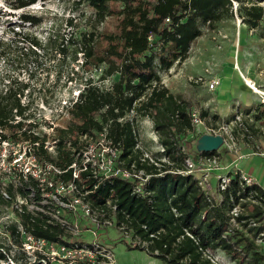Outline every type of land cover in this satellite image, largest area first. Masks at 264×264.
Wrapping results in <instances>:
<instances>
[{
    "label": "trees",
    "instance_id": "obj_1",
    "mask_svg": "<svg viewBox=\"0 0 264 264\" xmlns=\"http://www.w3.org/2000/svg\"><path fill=\"white\" fill-rule=\"evenodd\" d=\"M5 1L17 11L36 5L39 0ZM75 1L92 8L99 25L107 18L120 19L119 33L106 37L107 47L103 51L97 49L94 33L84 36L85 42L76 50L83 54L86 67L101 70V82L114 79L105 87L97 85L91 76L86 78L79 96L67 107L68 129H57L61 138L57 155L51 158L41 149L40 158L68 168L73 158L63 145L70 133L105 132L121 150L126 166L137 162L151 176L144 190L149 195L135 193V184L130 180L115 178L99 184L90 196L94 207L104 208L109 201L117 206V225L126 223L132 234V247L146 250L167 264H213L210 257L217 252L228 255L235 264H264L260 250V244L264 245V188L247 185L240 172L231 173L228 187L210 200L196 175L179 173L189 156L180 144V136L194 132L196 127L191 103L172 94L163 84L160 72H168L176 63L186 61L193 43L203 36L204 27L213 30L222 20L234 18L233 2L242 0ZM237 13L242 14L250 29H256L264 17V7L259 3L242 5ZM20 18L34 27L43 22L41 17L30 13H23ZM29 39L31 46L22 55L34 57L37 62L35 48L44 49V45L36 38ZM52 41L50 35L48 51ZM11 46L14 45L9 44L13 51ZM9 53L11 56L12 52ZM30 88V83L9 80L0 93V145L10 139L19 143L41 138L32 132L39 125L30 122L31 103H22V96ZM132 110L137 112V118H129ZM143 118L153 121L158 144L165 150L156 153L157 158L169 159L159 168L140 164L142 153L136 150L140 141L137 124ZM200 118L208 124L221 120L218 115L209 119L208 112H202ZM3 130L11 131L12 135L6 136ZM218 153L202 152L196 156L220 157ZM87 184L93 187L97 182ZM236 207L241 212L236 218L238 227H233L231 213ZM23 225L30 232L28 217L23 219ZM32 228L36 237L50 241L61 240L63 233L57 228L44 229L40 220ZM9 232L13 245L20 247L22 239L16 234L17 227L11 226ZM138 239L142 244L136 242ZM6 245L0 241V249L6 248L15 262L29 264L27 255L12 254L13 246ZM6 261L8 257L0 250V264Z\"/></svg>",
    "mask_w": 264,
    "mask_h": 264
},
{
    "label": "rangeland",
    "instance_id": "obj_2",
    "mask_svg": "<svg viewBox=\"0 0 264 264\" xmlns=\"http://www.w3.org/2000/svg\"><path fill=\"white\" fill-rule=\"evenodd\" d=\"M252 3L264 7V0L236 2L234 18L222 20L213 30L204 27L203 36L193 43L189 58L176 63L168 72L160 71L163 84L172 94L189 101L192 112L199 116L208 112L211 120L215 115L221 118L217 123L211 121L195 125L194 132L180 136V144L187 151L199 154L202 139L212 135L208 129L218 130L224 124L229 125L226 134L224 131L220 134L224 139L218 150L221 169L211 172L210 183L214 193L217 192L219 177L237 171L264 187V94L256 93L250 88L254 86L247 82L252 80L264 92V17L258 28L250 29L242 14L237 13L239 6ZM23 13L41 17V26L23 22L20 18ZM119 23L118 17H111L103 24H97L92 8L75 0H39L36 5L17 11L5 0H0V93L9 80L30 83L31 88L22 96V103H31L29 114L33 117L30 122L39 125L35 131L44 134L52 123L58 128L67 127V106L76 100L86 78L91 76L97 85L105 87H109L114 79L101 82V70L86 67L83 54L76 50L85 42L84 36L94 33L97 49L103 51L107 47L106 37L119 33ZM50 35L53 41L48 51ZM27 36L40 40L44 45V49L35 48L37 62L34 57L22 55V51L31 46ZM9 44L14 45L11 46L13 51H10ZM9 52H12L11 56ZM190 77H202L206 83L190 82ZM212 80L220 82L215 91L208 89V82ZM239 114L241 119L237 120ZM137 125L144 149L155 153L160 146L154 141L153 121L143 118ZM3 133L12 135L9 130H3ZM14 144L10 139L0 145V189L12 186L13 169L8 159L13 157L10 153L14 151ZM4 159L7 162L3 166L1 162ZM79 219L82 241L88 244L98 242L111 249L115 264H167L146 250L132 247L131 241L123 238L116 227L97 229L85 217ZM70 220L75 222L74 218ZM0 241L8 243L4 237ZM260 245L264 254V245ZM12 250L13 254H19L17 248ZM212 257L218 264H235L222 252Z\"/></svg>",
    "mask_w": 264,
    "mask_h": 264
},
{
    "label": "built area",
    "instance_id": "obj_3",
    "mask_svg": "<svg viewBox=\"0 0 264 264\" xmlns=\"http://www.w3.org/2000/svg\"><path fill=\"white\" fill-rule=\"evenodd\" d=\"M233 4L236 9L237 4L235 2ZM189 81L196 84L206 83L202 77L197 79L190 77ZM219 85V80L209 81L208 89L215 91ZM191 116L194 125L206 122L196 112H192ZM137 117V112L132 110L129 118ZM240 119L239 114L237 120ZM58 127L52 123L44 134L32 131L41 137L36 142L29 139L14 144V151L10 153H13V157H10L12 160L8 163L13 169L12 186L0 189L2 202L0 203V238L4 237L8 241L6 246H13L19 250V253L27 255L29 264H115L111 249L98 242L88 244L82 241L79 217H85L97 229L116 227L123 238L130 240L132 234L128 231L126 223L117 225V206L109 201L106 207L103 206L104 208L94 207L90 196L95 193L99 184L115 178L130 180L135 184V193L149 195V192L144 190L151 176L145 169L139 168L137 162L126 166V162L121 159V150L108 139L105 132L70 133L63 145V149L73 158L68 168H62L48 159L40 158L41 149L51 158L57 155L61 141ZM228 127L229 125L224 124L218 130H208L212 135L218 136L221 131L226 134ZM60 128L68 129L62 126ZM154 141L158 143L156 134ZM136 150L142 153L141 165L148 164L159 168L162 162H169L168 158H157L156 153L165 151L161 146L155 153L149 152L144 149L140 140ZM187 153L189 156L185 161L184 170L179 173L196 175L203 191L210 196V200L215 194H219L220 190L228 187L230 174L219 177L217 192H212L211 172L221 169L219 157L206 158L196 156V153L191 154L189 151ZM6 162L7 159H4L1 163L4 166ZM239 172L247 185L258 184L251 177ZM91 181L97 184L91 187L87 184ZM240 212L241 209L236 207L231 213L233 227H238L236 218ZM25 217H28L30 222V232L23 225ZM70 218H74L75 222ZM39 220L44 229H60L63 232L60 236L61 240L50 241L36 237L32 225ZM13 225L17 227L16 234L21 235L20 247L13 245L11 239L9 229ZM136 242L142 244L139 239ZM0 250L8 257V261L2 264H20L8 255L6 248ZM10 253L13 254L12 249ZM210 258L213 264H218L212 256Z\"/></svg>",
    "mask_w": 264,
    "mask_h": 264
},
{
    "label": "water",
    "instance_id": "obj_4",
    "mask_svg": "<svg viewBox=\"0 0 264 264\" xmlns=\"http://www.w3.org/2000/svg\"><path fill=\"white\" fill-rule=\"evenodd\" d=\"M202 148L200 149L199 153L202 152H213L218 151L219 148L223 145L224 139L222 136L218 135H207L202 139Z\"/></svg>",
    "mask_w": 264,
    "mask_h": 264
},
{
    "label": "crops",
    "instance_id": "obj_5",
    "mask_svg": "<svg viewBox=\"0 0 264 264\" xmlns=\"http://www.w3.org/2000/svg\"><path fill=\"white\" fill-rule=\"evenodd\" d=\"M247 82L248 83H250V84H252L254 87L252 88L249 84V86H250V88L251 89H255V91H256V93H258V94H264V92L262 91V90H259L257 87H256V85L254 84V82H252V80H247ZM253 91V90H252ZM263 92V93H262ZM223 121H225V119L223 118Z\"/></svg>",
    "mask_w": 264,
    "mask_h": 264
},
{
    "label": "bare ground",
    "instance_id": "obj_6",
    "mask_svg": "<svg viewBox=\"0 0 264 264\" xmlns=\"http://www.w3.org/2000/svg\"><path fill=\"white\" fill-rule=\"evenodd\" d=\"M249 85H251L250 83H248Z\"/></svg>",
    "mask_w": 264,
    "mask_h": 264
}]
</instances>
